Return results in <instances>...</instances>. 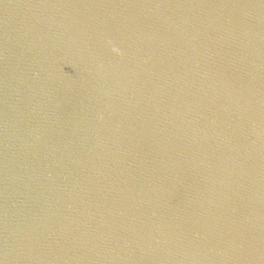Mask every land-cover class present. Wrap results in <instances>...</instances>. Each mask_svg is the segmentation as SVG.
I'll use <instances>...</instances> for the list:
<instances>
[{"label": "water", "instance_id": "95a60500", "mask_svg": "<svg viewBox=\"0 0 264 264\" xmlns=\"http://www.w3.org/2000/svg\"><path fill=\"white\" fill-rule=\"evenodd\" d=\"M0 264H264V0H34Z\"/></svg>", "mask_w": 264, "mask_h": 264}]
</instances>
